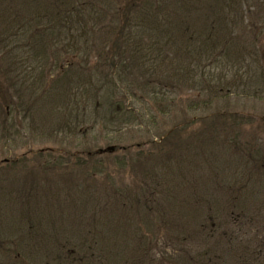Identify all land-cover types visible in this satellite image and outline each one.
I'll list each match as a JSON object with an SVG mask.
<instances>
[{"label":"rangeland","instance_id":"obj_1","mask_svg":"<svg viewBox=\"0 0 264 264\" xmlns=\"http://www.w3.org/2000/svg\"><path fill=\"white\" fill-rule=\"evenodd\" d=\"M36 1L0 0V264H264L263 63L254 83L233 90L213 86L222 99L206 110L188 105L211 100L214 93L197 84L200 72L195 81L182 74L167 86L176 97L168 118L140 88L132 90L127 106L135 113L145 107L147 116L118 138L114 122L107 124L104 118H110L99 110L115 87L104 70L106 52L98 54V48L116 40L110 25H122L125 16L139 24L133 19L152 11L157 0H77L81 12L73 24H80L83 41L78 51L64 52L55 38L52 45L38 37L26 45L39 26L27 20ZM173 9L165 14L193 31L206 17L201 8L193 11L194 2L186 11ZM263 15L260 9L256 17ZM239 32L244 43L249 34ZM7 39L18 44L13 60ZM263 49L260 39L258 50ZM202 60H195L202 76L224 83L243 71L224 57L213 64ZM66 119L80 125L76 136L59 130ZM120 146L131 151L114 153ZM187 147L183 154L194 156L196 165L187 162L183 168L190 174L184 169L185 181L169 190L158 163L145 160ZM45 152L51 155H39ZM93 152L96 161L89 164L85 155ZM56 217L59 224L49 223ZM36 228L47 233L45 240L30 241Z\"/></svg>","mask_w":264,"mask_h":264},{"label":"trees","instance_id":"obj_2","mask_svg":"<svg viewBox=\"0 0 264 264\" xmlns=\"http://www.w3.org/2000/svg\"><path fill=\"white\" fill-rule=\"evenodd\" d=\"M51 1L52 2L37 0L35 2L36 11L30 10L27 20L36 21L39 23V26L37 27L36 33L30 37L26 45L28 46L31 41L34 42L37 37V41L41 43H48L51 38H55V41H58L60 45L59 48H61L63 52L69 49L78 51L79 47L77 44L82 43L83 36L78 33V29L80 30L81 27L80 24L74 25L73 22L79 20L76 15L81 12V9L77 8L76 4L81 3L77 0H71L72 4L70 0ZM163 1L167 4L165 8H162ZM192 1L194 2L193 11L197 13L201 8V11L206 16L204 22L200 27L196 28L195 31L192 30V27L184 28L180 23H176L172 14H165L167 10H175L173 9L174 7L179 11H186V9L190 7V4L193 3L191 0H157V6L154 7L152 11H142L138 14L139 16L133 19L135 21L140 19L139 24L132 25V18L130 16L129 18L125 16L122 18L124 20L122 25L118 26L117 23L113 25V27H111V25L109 26V29L111 30V28H113L112 30L117 32L118 36H116L117 34L115 35L116 40H113V44L108 47V49H104V47L98 48V54L101 52L104 54L106 52V56L104 57V62H106L104 70L110 73L109 78L115 88L111 95L105 98L104 101L106 105H99V110L102 111L104 109L106 116L110 118V121L104 118L107 124H110L111 121L114 122V128L111 130L118 134H116L118 138H122L121 135L127 131L128 127L135 123L138 124V122L142 121V118H144L143 122H145V116H147L145 107L143 113H135L134 109L127 106V97H132V90L134 91V89L140 88L141 95L145 93V97L150 98V103L154 106L166 109L164 113L160 115L165 116L164 118H168L171 115V106L173 107V104L176 103V97L172 98V96H170L172 92L167 90V86H175L174 81H177L179 77L181 78L182 74H190L194 80L196 79L195 75H197V72H200L198 73L200 79L197 84L213 92L214 96L211 100L206 99L201 102L199 101L198 104L192 103L188 106L191 107L193 111L206 110L210 109L211 105L213 106L217 100L222 99L213 86H219L221 84L229 90H233V88L240 83L243 85L254 83L253 74L259 70V65L261 63L264 65V49L258 50L260 39H264L260 38L264 36V15L256 17L258 11L264 9V0ZM55 2L61 4L62 7H59ZM81 7H83V5ZM208 25H211L210 30H206ZM40 27L42 30L38 31ZM252 29L255 30L254 33L251 31ZM239 30L249 34L248 38L244 40V43L243 39H241L243 35H241ZM103 34L104 33H102L103 39L105 38L108 41L109 33L106 31V33ZM88 35L89 38L85 40L87 43L91 39V34ZM68 36L72 38L73 41H68ZM10 38L17 39L18 37L17 34L13 33ZM145 40H147V43H144ZM15 42L7 39L5 43V45L8 46L7 53L9 52L11 56L10 59L12 60L13 56H16L14 50H17L16 47H18V44ZM53 43L54 41H50V45ZM206 54L208 56H205ZM201 55H204V57H201ZM220 57H224V59L228 60L233 66H240V68H243V71H238V75L236 74L237 77L230 81V83H224L222 80H219V78L211 77V75L208 78L206 75L203 77L202 75L205 74L203 69L199 70L197 67L195 68V60L200 62L201 59H203L207 62L205 59H209V63L213 64L216 63ZM97 70L98 67L94 68L92 71H96L97 73ZM104 70L101 69V74ZM263 71L264 67L259 70V75L264 78ZM161 73H166L164 74V79L160 78ZM92 77L93 75L91 73V78ZM18 79L20 80L21 76ZM162 85H164V88ZM86 90L88 95L87 85ZM202 90L205 89L202 88ZM224 94L225 93H222L221 95L224 96ZM226 95L228 96V93H226ZM142 105L144 106V104ZM87 112L88 110L83 114L87 116ZM77 114L79 117L82 113L79 112ZM71 116L72 114L70 117ZM151 116L152 115H148L149 122L153 121L155 118ZM61 126H64V128ZM61 126L59 130H66L70 136H72L71 134L76 136L81 130L80 125L67 121V119L63 120ZM65 134L64 132L63 135ZM203 147L205 148V144ZM204 148L200 150L203 151ZM118 150H124L125 154H129L131 151L129 146H120L116 147L114 153ZM188 150H190L189 147L182 149L181 152L175 149L170 151V153L163 158L159 157L157 160L155 159L153 161L145 160V163L157 162L160 172H163L162 179L169 177V182L167 184L169 190L173 188L177 189L174 187V184L178 181H185L186 178L184 172L185 168H183L184 165L187 166L188 163L190 166L192 164L196 165L192 158L194 156L190 154L186 156L183 154L188 153ZM46 154L51 155L49 152H45L44 154L39 153L41 157ZM97 154L98 152H96V154L93 152L92 154H87V156L85 155V157H87L86 162L89 164L95 163L94 161H96L95 158ZM145 154H147L146 151H140V158L145 157ZM148 155L150 156V154ZM162 160L164 162L160 163ZM176 161H179L180 165L177 163L176 166H173V163ZM80 162L81 164L85 163V161L82 160ZM69 163H71V161ZM182 164L183 166H181ZM148 165L150 166V164ZM148 169L144 173V176L149 172ZM187 171L190 174V171ZM165 173L167 176H165ZM46 220L48 222L49 219ZM259 220L262 221V218H259ZM51 222L59 224L58 217L50 219L49 223ZM56 225L57 224L53 226L50 225V227L55 231ZM41 232L43 231L37 228L30 232L28 234L30 241L36 238L45 240L47 233L44 234ZM56 235L57 233H53V236ZM251 241L253 243V240ZM251 241L248 245H250ZM66 254L68 253L66 252ZM185 264H187L186 261Z\"/></svg>","mask_w":264,"mask_h":264}]
</instances>
